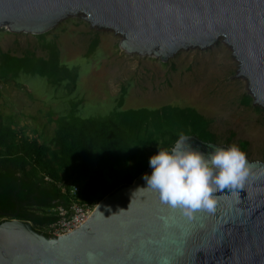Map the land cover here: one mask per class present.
<instances>
[{"label":"water","instance_id":"water-1","mask_svg":"<svg viewBox=\"0 0 264 264\" xmlns=\"http://www.w3.org/2000/svg\"><path fill=\"white\" fill-rule=\"evenodd\" d=\"M70 16L121 35L120 48L129 54L163 62L180 50L223 40L254 102L264 107V0H0V27L10 32L45 34ZM188 137L205 152L229 145ZM246 154L248 181L242 190L218 192L214 212L201 210L188 219L162 203L146 187L149 166L65 235L4 219L0 264H88L90 252L95 264H264V161Z\"/></svg>","mask_w":264,"mask_h":264},{"label":"rangeland","instance_id":"rangeland-1","mask_svg":"<svg viewBox=\"0 0 264 264\" xmlns=\"http://www.w3.org/2000/svg\"><path fill=\"white\" fill-rule=\"evenodd\" d=\"M99 40L91 55L88 50ZM122 36L93 26L80 16H70L39 35L10 32L0 27V48L13 56L34 52L47 57L45 43H55L60 60L73 74L76 84L65 79L59 85L47 77L21 72L17 79H0V112L15 117L16 126L28 139L41 134L49 140L56 128L49 112L66 114L74 103L82 117H104L117 106L127 89L123 109L157 108L171 104L195 107L211 122L218 143H247L245 152L264 161V107L254 102L248 82L230 45L219 40L207 48L178 51L168 61L129 54L120 48ZM251 98L247 104L244 100ZM122 178L133 170L123 168ZM97 205V204H96ZM47 231V228L44 229Z\"/></svg>","mask_w":264,"mask_h":264},{"label":"trees","instance_id":"trees-1","mask_svg":"<svg viewBox=\"0 0 264 264\" xmlns=\"http://www.w3.org/2000/svg\"><path fill=\"white\" fill-rule=\"evenodd\" d=\"M44 40L45 34L39 35ZM99 44L92 42L87 55ZM48 56L29 52L21 57L0 48V79L8 82L21 72L47 77L59 85L65 79L76 84L77 74L63 65L55 43H45ZM123 88L116 108L104 117H82L74 103L66 114L49 112L56 124L46 141L41 134L28 139L16 126L15 117L0 112V222L4 219L31 221L35 230L45 231L58 220L50 209L68 205L71 198L57 183L81 187L78 199L97 204L116 189L131 184L149 166L150 157L161 148H171L180 134L216 142L210 120L195 107L171 104L157 108L123 109ZM249 97L244 100L250 103ZM247 143L241 147L247 149ZM130 164L133 170L119 178ZM49 177L51 181L46 180Z\"/></svg>","mask_w":264,"mask_h":264},{"label":"clouds","instance_id":"clouds-1","mask_svg":"<svg viewBox=\"0 0 264 264\" xmlns=\"http://www.w3.org/2000/svg\"><path fill=\"white\" fill-rule=\"evenodd\" d=\"M189 140L181 133L171 148L158 146L149 159L152 172L143 178L162 203L193 219L198 211H215L218 192L242 190L252 165L236 143L205 152ZM88 264H95L94 253L88 254Z\"/></svg>","mask_w":264,"mask_h":264},{"label":"built area","instance_id":"built-area-1","mask_svg":"<svg viewBox=\"0 0 264 264\" xmlns=\"http://www.w3.org/2000/svg\"><path fill=\"white\" fill-rule=\"evenodd\" d=\"M46 180L51 181L49 177ZM64 193H68L71 201L68 205H60L50 209V213L56 214L58 220L47 227V231L53 236H62L67 232L81 227L93 213L96 204H90L78 199L81 187L76 184H68L61 181L57 183Z\"/></svg>","mask_w":264,"mask_h":264}]
</instances>
